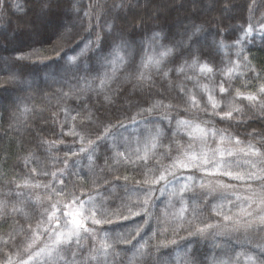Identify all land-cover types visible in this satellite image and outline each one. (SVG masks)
I'll return each instance as SVG.
<instances>
[{"label": "snow or ice", "instance_id": "6c2138e0", "mask_svg": "<svg viewBox=\"0 0 264 264\" xmlns=\"http://www.w3.org/2000/svg\"><path fill=\"white\" fill-rule=\"evenodd\" d=\"M64 2L69 5L68 12L77 14L81 12V9L76 6L79 0H64ZM187 3L197 10H200L201 6L208 7L204 0H187ZM254 4L255 0H252V5ZM24 5L25 0H0V15L13 9L17 13L26 12ZM252 5L248 7L249 15L244 24L229 26L228 34L233 37L231 44L225 43L222 38L224 33L217 30L214 37L220 38H213L210 44L205 45L202 40L206 31L204 25L191 19L181 34L184 37L181 40H176L163 30L153 31L144 39H130L131 34L125 32L118 22L121 19H126L128 12L136 5H130L129 0H118L111 5L110 19L105 18L101 32L96 33L95 40H88L75 55L66 56L65 63L54 70L65 84L75 81V85L70 87L69 92H64L61 88L56 95L59 100H67L70 93L72 96H78L81 93L94 90L93 83L98 89L103 90L115 79L119 69L128 68L131 71L125 74V79L132 84L131 91L133 93L139 90L141 95L151 94L152 89L156 87L154 77H159L161 81L167 83L168 89H172V76L174 75L177 78L183 77L184 80L194 81L196 87L207 97L206 104L201 108L200 101L193 91L182 84L175 85L185 101L186 107L183 109L185 114H189V108H195L207 114L208 105H210L212 115L220 116L221 119H234V112L237 117H243L242 109L234 107L231 103L227 106L228 110L217 111L220 108V101L216 100L214 93L229 92V89H233V81L240 79L245 72H251L252 76L243 81V87H247L252 79L261 78L260 73L256 72L248 56L245 55L247 44L254 42L251 39L254 33L264 39V16L256 18L252 14ZM57 6L58 0H35L36 14L40 17L48 16ZM224 11L230 10L225 7ZM83 17L88 25L101 27L98 14L93 17L91 11H84ZM88 30L92 31V28ZM206 47H214L218 52H225L224 67L214 65V57L210 52H205ZM229 49L235 51V60L227 56ZM89 52H91V56L88 55ZM205 55H207V59L202 58ZM19 59H28V57ZM241 69L244 71L242 72ZM82 72L89 74L95 72L94 81H89L86 75L81 76ZM218 73L226 79L222 78L212 87H209L207 83H200L201 78L213 81ZM49 79L59 82L55 75L49 74ZM226 83L228 84L227 88L225 87ZM29 87L32 85L29 84ZM233 90L236 97H243L249 102L258 99L256 94L245 95L240 92L239 88ZM258 91L264 94V84L259 86ZM158 94L163 95V93ZM105 100L111 102L108 96H105ZM144 104L147 106L135 105L137 111L128 117L131 125H144V132L147 134L143 147L144 155H140L141 141L138 136L135 139L137 145L135 149L131 148L132 141L127 137L122 138L123 143L116 141V134L112 132V129H127L128 127L119 118L114 124H105L103 131L95 139L89 137L87 147H85L84 135L76 130V117L80 116L82 112L86 113L85 117L79 121L82 130L85 128V119L89 123H94L98 117L83 104L74 108L60 107V112L64 117L60 124L61 135L72 136L80 141L78 150L76 144L65 145V158L60 161L61 164L67 165L69 156L77 157L73 162V168L69 170L65 167L59 172H49L41 168L40 175L51 176L54 183L40 184L37 182L33 184L31 181L36 179L33 176L36 168L31 165L36 164L39 167V161L33 159L31 155L24 157L23 164L28 171L22 176L23 183H15L13 191L5 194L12 196L14 192L15 196L19 198L20 205L26 202L23 188L43 187L46 193L52 197L49 199L47 207L38 212L35 229L31 225L26 229L29 233L27 248L31 249L41 237L44 238L43 246L35 251H30L27 259L21 260L20 264H113L115 257L120 255L117 246L121 244L132 245V256L128 258V264H137L138 258L145 256L150 259L151 264H264V142L253 143L251 137L254 133H249L245 140H241L239 135L226 134L224 130L215 129L211 125L201 127L193 120L180 118V109L170 103L164 104L162 100L153 99L150 103L148 100H144ZM259 107L264 111V102ZM161 109L164 111L160 115H155ZM173 110L177 112L176 116L169 114ZM24 111L28 112L30 109L25 107ZM55 115L54 113L53 116L55 117ZM173 122L176 133L183 130L191 138L187 147L181 145L179 140H172L171 136H169L170 142L165 144L163 139L165 127L171 132ZM245 122L242 118L236 120L238 125ZM53 123H56L55 119ZM64 124L69 125L70 130L67 133L63 132ZM255 135L264 138V134ZM217 136H219V145H223L227 141L232 146L221 147L218 145L209 150L207 148L209 139L215 141ZM37 140L39 148L51 149L56 146L54 142L49 143L40 137ZM194 141L199 142L198 149L194 146ZM158 146L166 147L163 154L170 164L168 166L157 164V173L154 178L145 179L142 183L138 182L141 184L144 199L140 201L139 211L133 212L129 209V215H140L141 212L145 215L151 214L150 200L154 193L153 185L160 184L161 181L165 182L164 187L171 186L169 195L177 198L181 204L179 212L176 214L178 221H184L185 213L188 211L186 196L191 194L189 198L192 200L199 198L197 188L203 190L204 197L217 194L213 198H219L221 202L214 206L209 205L216 217L219 218L216 223L205 222L203 227L196 226L194 230L192 228L185 229L186 236H180L179 240L172 239L163 245H155L146 253L147 242L132 244L134 236L139 235V228L135 230L134 234L117 233L115 236L103 229L98 232L95 226L112 223V216L106 211L105 196L97 189H93L95 194L83 193L81 191L82 184H80L83 176L80 172L75 171V168L79 164L81 153L86 154L89 169H91L93 157L100 150L111 152V159L114 161L136 165L137 161H146L148 153L157 149ZM223 178H227V182ZM65 180L68 181L67 184ZM55 184H59L60 187H55ZM238 187L242 188L243 194L237 191ZM159 190L163 192V189ZM105 191L108 190L105 189ZM39 200L40 198L37 197L34 204ZM5 207V202L0 201V209ZM233 208L237 211L233 212ZM12 211L23 213V208L14 206ZM191 215L193 219L198 218L196 208H193ZM121 218L127 219L128 217L122 216ZM89 222L91 227H89ZM188 223L191 224V221ZM221 225L225 230H221ZM227 229L231 231L229 232ZM207 236L212 237L213 247L221 248L222 253L221 256L213 255L210 260L207 257L204 260H199L196 258L194 245L199 242L197 238H206ZM220 236L227 237L223 244L216 242V238ZM85 240H92V246L85 245L83 243ZM0 243L4 247L11 246L8 241H0ZM161 246H172L168 256L156 255ZM124 251H128V249ZM0 255L4 256V260L0 261V264H12L11 256L4 253L2 249H0Z\"/></svg>", "mask_w": 264, "mask_h": 264}, {"label": "trees", "instance_id": "16d2710c", "mask_svg": "<svg viewBox=\"0 0 264 264\" xmlns=\"http://www.w3.org/2000/svg\"><path fill=\"white\" fill-rule=\"evenodd\" d=\"M79 1L81 2V10L91 11L95 14L100 12L109 19L111 5L118 2V0ZM204 3L208 7L201 6V9L197 10L193 9L187 3V0H129V4L136 5V7L128 12L126 19H121L118 23L125 32L131 34L130 36H139L151 31L155 27L170 24L175 20L191 18L198 24H203L206 31L209 29L220 30L225 36H230L228 34L229 26L236 25L242 21L245 23V19L249 15L248 7L252 5V0H204ZM66 5L68 4L64 0H58V6L54 7L48 16L40 17L36 14L35 0H25L24 7L27 10L26 12L17 13L13 9L0 15V78L3 79L4 76L6 78L5 81L0 80V201H4L6 204V207L3 208L4 211L0 214V237L4 232H11L13 226L20 229L17 233L18 240L16 236L15 240L12 239L9 241L10 247H4L0 243V249L11 256L12 264H20L21 260L27 259L30 251H35L43 246L44 238L41 237L31 249H28L27 239L29 233L26 229L29 225L35 229L38 212L43 211L47 207L49 199L52 198L50 194L46 193L43 187L23 188L22 191L24 198L27 200L26 203L32 210L31 215L28 218H24L20 213H14L9 207L11 205L16 206L15 204L18 203L19 198L15 196L14 192L12 196L5 194L13 191L15 183H23L19 176H21V172L24 174L28 171L23 165V158L31 155L33 158L40 159L49 167V172H59L65 167L71 170L73 168V162L77 159V157L69 156L67 165L60 163L65 158L66 149L64 146L76 143L71 137L61 135L60 124L63 122L62 113L60 112L61 101L56 95L57 89L55 90L54 86H52L53 83L51 81L48 82L44 76L46 65L52 61L61 60L64 55L63 51L56 49L62 37V31H60L59 27L61 26L60 20L64 14L63 9ZM225 7L230 11L225 12ZM252 10V14L257 13L260 16H264V0H255V4L252 5ZM98 32H100V29ZM209 37L211 39L217 38ZM263 52L264 49L257 50L258 55H256L257 61L262 63V65H264ZM4 57H8L9 60L4 59ZM20 57H28V59H19ZM229 57L233 59L234 55H230ZM9 67L16 70L20 74V78H29L30 81L28 80L29 82L24 85H13V83H9ZM154 78L156 79V87L152 89L151 94L141 95L139 94V90L133 93L131 91L132 84L127 82L119 86L113 99H110L111 102L104 98L98 99L97 101L92 100L90 105L91 108L95 109V116L98 119L94 123H89L85 119V128L81 130L87 134L88 138L95 139L103 131L105 124H114L117 122V118L128 125V127L133 126L130 124L128 117L137 111L135 105L143 104L146 107L147 104H144V100H148L150 103L154 99L162 100L164 104L170 103L176 106L180 109V118L193 120L195 123H199L201 127L211 125L215 129L224 130L226 134L239 135L241 140H245L249 133H254L253 137H251L253 143L264 142V138L255 135L264 134V111L261 110L259 104H256L264 102V96L257 94L259 99L253 102H249L243 97H238L237 100L233 92V89H235L234 80L233 89H229V92L223 93V97L228 99L230 97L229 95H232L234 99L230 98V100H234V107L238 106L242 109L243 117H237V114L234 112V119H221L220 116L212 115L210 105H208L207 114L195 108H189V114H185L183 111L186 107L185 101L178 93L175 85L179 84L180 81H186L187 84L185 87L187 88L191 83L195 84V82L184 80L183 77H175L176 83L172 80L173 88L168 89L166 82L161 81L159 77ZM218 79L219 75L217 74L213 81H207L201 78L200 83H207L209 87H212L213 84L218 82ZM29 84L32 87H29ZM225 87H228L227 83ZM240 92L245 95L249 93L255 94L252 90ZM158 93H163V95ZM26 97L29 99L30 103L27 102L31 105L32 111L20 126H12L9 122L12 120L16 104L19 105V103L25 102ZM197 99L200 101V107L203 108L206 101ZM76 101L77 99L74 100V102ZM74 104L78 106V103ZM163 111L161 109L155 115H160ZM217 111L223 112L218 109ZM54 113L56 114L55 117L53 116ZM169 114L176 116L177 112L173 110ZM85 115L86 113L82 112L77 117L81 121ZM241 118L246 122L238 125L236 120ZM54 119L56 123H53ZM172 128L175 131L174 122ZM38 137L43 138L49 143L54 142L56 146L51 149L39 148L37 147ZM87 139L84 143L85 147H87ZM171 139L179 140L181 145L187 147L191 138L187 136L185 131L181 130L172 136ZM216 139H219V136L215 138V141L209 139L207 145L209 150L219 145V141ZM61 141L63 142L61 143ZM166 141L170 142L169 137L166 138ZM193 143L198 149L199 142L194 141ZM219 146L231 147L232 145H229L225 141V144ZM78 147L79 145H77ZM97 153L99 154L98 157L102 164L101 166L105 167L102 173L103 176L94 184H90L92 181L88 176H83V179L80 181V184H82L81 191L85 194L90 192L95 194L93 189H97L100 193H105V189H108L110 185L119 184V193L113 196V200H122L120 197L124 198L136 183V175H127L125 171L116 170V167H112L110 152L100 150ZM173 155H175V152H173ZM33 176L36 177V179L31 181L33 184L37 182L40 184L54 183L51 176L44 177L42 182L36 176V173H33ZM125 177H127V180H125ZM65 183L67 184L68 181L65 180ZM54 186L57 188L60 187L59 184H55ZM239 190L243 194L242 188H239ZM37 197L40 200L34 204ZM186 200L190 202L188 196H186ZM129 201L132 202L134 200L129 199ZM91 226L89 224V227ZM97 230L98 232L100 231L99 228ZM222 230L225 229L223 228ZM227 231L230 232L231 230L227 229ZM83 243L91 247L93 241L85 240ZM117 251L119 252V250ZM156 255L163 257V248H160ZM123 257H128V255L120 253L115 259ZM3 260L4 256L0 255V261ZM142 260L143 264H151L147 256L142 257Z\"/></svg>", "mask_w": 264, "mask_h": 264}, {"label": "rangeland", "instance_id": "374dc122", "mask_svg": "<svg viewBox=\"0 0 264 264\" xmlns=\"http://www.w3.org/2000/svg\"><path fill=\"white\" fill-rule=\"evenodd\" d=\"M81 2L76 5L77 8L81 9L80 7ZM69 5H66L63 9V16L60 20L61 26L60 31H62V37L61 40L58 43L57 49L64 52L63 58L58 61H52L46 65V70L44 71L45 79L49 82L51 81L53 83L52 86H54L55 90L63 89L64 92H69L70 87L75 85V81L73 80L71 84H65L64 81L61 79L60 75H57V73L54 71L58 68V66L63 65L65 63L66 56L75 55L76 52L80 50L81 47L84 46V44L88 40H95L96 33L103 27V22L105 18H108L104 15H102L100 12H97L100 18V24L101 27L97 28L94 25H88L85 18L83 17V12L85 10H81L79 14L68 12ZM92 13V12H91ZM97 14L92 13V16L95 17ZM256 18H260L261 16L257 13L253 14ZM190 19H181V20H175L174 22L170 24H164L159 27L153 28L151 31L146 32L145 34L139 35V36H129L130 39L133 40H140L144 39L146 36L151 35V32L153 31H160L163 30L165 33L170 34L173 36L176 40H181L184 37L181 35L185 31V26H187L190 22ZM192 20V19H191ZM197 23V22H196ZM244 24V21L238 22L236 25ZM58 28V29H59ZM92 28V31H89L88 29ZM59 31V32H60ZM216 30L209 29L203 34V43L205 45H208L211 43L212 39L209 36L214 37V33ZM218 39L220 37H217ZM225 40V43L231 44L232 43V36H225L222 37ZM254 42L248 43L246 46V52L245 55L248 56V59L251 61V65L255 68L256 72L260 73L261 78L260 79H252L250 83H248L247 87H243L242 83L244 80H247L249 77L252 76L251 72H245L244 76H242L240 79L235 80V88H239L240 91H246V90H252L257 95L264 96V94H261L258 89L261 84H264V65L262 63H259L257 61L256 55H258L257 50L264 49V39H262L258 34L254 33L252 38ZM167 42V41H165ZM206 53H211L214 57V65L219 67H224L223 61L226 58L225 52H218L214 47H206L205 48ZM264 53V52H263ZM262 53V54H263ZM89 56H91V52L88 53ZM234 55L233 60H235V51L232 49H229L227 51V56ZM203 59H207V55L202 57ZM4 59H8V57H4ZM91 66V65H86ZM10 75H9V83H13V85H24L27 82H29V78H20V74L16 72L12 67H9ZM131 69L128 68H122L119 69L116 73L115 79L111 81V83L106 86L103 90H100L96 87V84L93 83V89L89 90L87 92L81 93L78 96H72L70 93V97L67 100H60L61 101V107L64 108H74V103H78V105L83 104L85 108L91 109L92 112L96 115V111L94 108H91L90 102L92 100L97 101L98 99L104 98L105 96H108L110 99H113L114 95L116 94V91L118 90L119 86H121L124 83H127L125 79V74L127 72H130ZM243 72L244 70L241 69ZM8 72V71H7ZM49 74L55 75L56 80L59 82H54L51 79H49ZM81 76H87L89 81H94L96 73H80ZM219 75V73H218ZM176 76H173L172 80L174 82ZM226 79V77H221L219 75V80ZM69 79H71L69 77ZM0 80L5 81L6 78L4 76L3 79L0 78ZM29 80V81H28ZM180 81V80H179ZM176 83V82H175ZM179 84H182L184 87L186 86L187 82L183 81ZM79 87V86H77ZM187 89L193 91L196 94V97L204 100L207 102V97L205 94L201 93L200 89L196 87L194 83H191ZM234 92V90H233ZM216 100L220 101V108L218 110L224 111L228 110L227 106L229 103L234 105V100H230V98L234 97L232 95H229L230 97L228 99L223 97V94L219 92L214 93ZM235 95V92H234ZM258 97V96H257ZM15 99V97H14ZM18 99V97H17ZM16 99V100H17ZM74 102V100H76ZM238 100V97L236 98ZM259 99V97H258ZM257 99V100H258ZM29 99L26 97V101L19 103V105L16 104L15 112L12 116V120L9 122L12 126H20L22 122H24L28 115L31 113L32 108L31 105H29ZM86 101V103H85ZM108 101V100H107ZM74 102V103H73ZM253 102V101H252ZM259 104L260 103H256ZM27 107L30 109V111L25 112L24 109ZM238 107V106H236ZM240 108V107H239ZM72 115H75V113H72ZM62 118L63 113H62ZM79 118L76 117V130L78 132H81L82 135H84L85 140L88 138L87 134L84 133L81 129V126L79 124ZM63 130L65 133H67L69 129L68 124H64ZM112 132H114L115 139L118 143H123L122 138L127 137L130 141H132L131 148L135 149L137 147L135 143V139L138 136L141 143L139 145L141 152L140 155H144L143 147H144V141L146 140L147 134L144 132V125H133L127 127V129L123 128H115ZM173 133L176 134L173 128H171V132H169L168 128H165V136H164V142L167 144L166 138L169 136H174ZM68 136V135H67ZM71 137L76 145L80 144V141H78L75 137ZM219 141V139H216ZM86 141H84L85 143ZM166 147H160L158 146L157 149H154L148 153V159L146 161H137L136 165L131 164H125L123 161L117 162L111 159L112 153L110 152V159L112 163V167H116V170H123L126 172V174H135L136 175V183L133 185V188L129 193L125 195V197H120L122 200L114 201L113 196L117 193H119V184L110 185L107 189L108 191L103 193L105 196V206L107 213L112 216V223H105L102 225L95 226L96 228H99L100 230L103 229V231L108 232L110 235L115 236V234H134L135 230L137 228L140 229L139 235H135L134 239H132V244H137L138 242L140 244L145 245V251L148 252L153 248L155 245H163L165 243H168L172 239L179 240L180 236H186L187 232L185 229L192 228L195 229L196 226L203 227L204 223H216L218 217H216L215 213L211 210L209 205H215L217 203H220V199L216 198L214 199V196H217V194H212L210 196L204 197L203 196V190L197 188L196 191L199 194V198L192 200L190 199V195L188 196V211L185 213L184 221H178L176 214L179 212V209L181 207L180 202L177 200V198L172 197L169 195L171 192V186L164 187L165 182L161 181L160 184L153 185L154 193L150 200V215H145L143 212H141L140 215H129V209H131L133 212L139 211V205L140 201L144 199V193L141 190V184L138 182H143V180L148 179L151 180L154 178L155 174L157 173V164L162 166H168L170 164V161L167 159L166 156H164ZM78 150V148H77ZM123 150V149H121ZM98 153L93 157L92 166L91 169L87 167L88 165V159L84 153L80 154V157H82L79 161V164L76 166L75 171L80 172L82 176H88L90 180L92 181L90 184H94L98 182L102 178V173L105 167H102L101 162L99 161ZM135 158V157H133ZM36 159V158H33ZM39 161V167H37L36 164H32V167L36 168V176L40 178V181L42 182V179L46 176L40 175L41 168L50 171L49 167L42 162L40 159ZM106 163V162H105ZM24 165V164H23ZM109 167V166H108ZM107 167V168H108ZM85 173H87L85 175ZM24 174L21 172V176L19 178L22 180V176ZM225 182H227V178H223ZM235 183V182H233ZM87 185V184H85ZM159 189H163V192H161ZM240 194L242 193L241 190H239V187L237 189ZM110 193V194H109ZM129 199H132L134 201L130 202ZM27 201V200H26ZM15 207H22L23 213H20L22 216L29 217L32 213L31 207L25 202V204L20 205L19 203L15 204ZM136 206V208H135ZM11 209H13L14 206H9ZM193 208L197 209V217L196 219H193L191 213ZM4 211L3 209H0L1 212ZM237 211L235 208H233V212ZM15 213V212H14ZM122 216H127V219H122ZM188 221H191V224L188 223ZM90 224V222H89ZM221 225V230H222ZM20 229H17L16 226H13L11 228V232H4L1 237L0 241H11L12 239L15 240L17 236L18 240V231ZM178 233V235H177ZM11 234V239H10ZM199 242L194 245V249L196 250V258L199 260H204L205 257H207L209 260L213 255L215 256H221L222 249L221 248H214L213 247V239L211 236H207L206 238H197ZM227 237L220 236L216 238L217 243L223 244L226 241ZM132 245L129 244H121L117 246V250L122 254H127L128 257H123L119 259H115L113 264H128V258L132 256L131 251ZM164 250V256H168V254L172 250V246L169 247H163ZM125 249H128V251H124ZM239 251V249H238ZM137 264H143L142 257L138 258Z\"/></svg>", "mask_w": 264, "mask_h": 264}, {"label": "bare ground", "instance_id": "6f19581e", "mask_svg": "<svg viewBox=\"0 0 264 264\" xmlns=\"http://www.w3.org/2000/svg\"><path fill=\"white\" fill-rule=\"evenodd\" d=\"M64 153V152H63Z\"/></svg>", "mask_w": 264, "mask_h": 264}]
</instances>
